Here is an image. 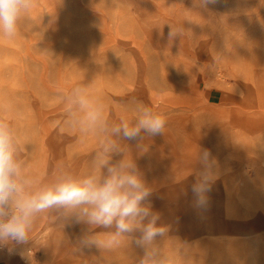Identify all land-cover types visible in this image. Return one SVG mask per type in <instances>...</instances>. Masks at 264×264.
Segmentation results:
<instances>
[{
  "label": "rangeland",
  "instance_id": "374dc122",
  "mask_svg": "<svg viewBox=\"0 0 264 264\" xmlns=\"http://www.w3.org/2000/svg\"><path fill=\"white\" fill-rule=\"evenodd\" d=\"M167 24L183 26L184 35L170 42ZM198 42L211 44L210 58L199 57ZM239 68L243 78L233 73ZM218 70L224 82L206 89ZM95 82L110 120L126 110L131 116L137 103L166 119L163 135L122 141L167 228L157 258L264 264V134L250 129V121L264 122V0H216L206 8L194 0H34L16 38L0 37V118L17 130L41 181L61 167L89 171L97 140L82 141L63 126L61 93ZM173 94L198 100L175 104ZM205 150L216 162L215 179L198 207L192 185ZM86 229H63L55 211L43 214L27 244L0 247V264H138L143 252L130 241L80 252Z\"/></svg>",
  "mask_w": 264,
  "mask_h": 264
},
{
  "label": "clouds",
  "instance_id": "9594fccd",
  "mask_svg": "<svg viewBox=\"0 0 264 264\" xmlns=\"http://www.w3.org/2000/svg\"><path fill=\"white\" fill-rule=\"evenodd\" d=\"M194 2L196 7L206 8L216 0ZM33 6L34 0H0V37L15 39ZM167 25L170 42L184 35L183 26ZM90 86L76 85L61 93L63 126L78 133L82 141L88 137L97 140L91 167L84 174L61 167L51 180L41 181L29 170L17 130L9 120L0 118V247L11 251L27 244L35 221L55 211L63 229L70 224L87 226L75 246L80 252L92 247L111 251L130 241L143 252L138 264H167L166 258H157L156 251L157 238L166 237L167 228L158 224L159 214L147 202L151 189L129 145L122 143L163 135L166 119L137 103L131 116L126 110L118 120H110L103 101L90 92ZM197 159L201 170L192 192L201 207L207 203L216 162L207 150L197 154Z\"/></svg>",
  "mask_w": 264,
  "mask_h": 264
},
{
  "label": "bare ground",
  "instance_id": "6f19581e",
  "mask_svg": "<svg viewBox=\"0 0 264 264\" xmlns=\"http://www.w3.org/2000/svg\"><path fill=\"white\" fill-rule=\"evenodd\" d=\"M58 12V11H57ZM199 44H198V55H199V57L201 56V57H203V58H210V53L211 52H209V48L211 47L210 45L211 44H205L204 42H198ZM196 45V44H195ZM208 46V47H207ZM205 49V50H204ZM227 61H229V59H227ZM194 67H192L191 65H189L188 67H186V70H188L187 71V73H188V75H189V77H191V76H193V73H194ZM233 73H235L236 75H238V77L239 78H243V73H242V69H235V71H233ZM217 76L219 77V78H214V79H209L206 83H205V85H206V89H209V88H211V86H214V85H217L216 83L217 82H224V75H222V73H221V70H218L217 71ZM91 91H92V94H94L95 95V92H97V82H95V84H93L91 87ZM200 95V94H199ZM203 95V94H202ZM198 99L197 98H194V97H191V98H189V97H187V98H184L183 97V95H175V94H173L172 95V99H171V102L172 103H175V104H178L179 102H183V103H186V104H188V105H190V104H194L196 101H197ZM253 129V131L255 130V131H261V133L262 134H264V122L263 123H257V121H254V122H251L250 121V129ZM209 132L211 133V134H213L214 132H215V130L212 128H210L209 127ZM209 132H206L205 134H202L200 137H201V139L202 140H205L206 141V139L208 138V133ZM263 136V135H262Z\"/></svg>",
  "mask_w": 264,
  "mask_h": 264
},
{
  "label": "crops",
  "instance_id": "0c3cea01",
  "mask_svg": "<svg viewBox=\"0 0 264 264\" xmlns=\"http://www.w3.org/2000/svg\"><path fill=\"white\" fill-rule=\"evenodd\" d=\"M208 97H209L210 100L213 99V94L209 93Z\"/></svg>",
  "mask_w": 264,
  "mask_h": 264
}]
</instances>
